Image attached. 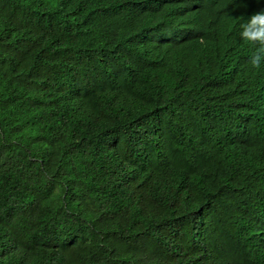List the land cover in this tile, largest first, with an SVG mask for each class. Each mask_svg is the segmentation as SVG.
<instances>
[{"label":"trees","instance_id":"16d2710c","mask_svg":"<svg viewBox=\"0 0 264 264\" xmlns=\"http://www.w3.org/2000/svg\"><path fill=\"white\" fill-rule=\"evenodd\" d=\"M264 0H0V264H264Z\"/></svg>","mask_w":264,"mask_h":264},{"label":"clouds","instance_id":"9594fccd","mask_svg":"<svg viewBox=\"0 0 264 264\" xmlns=\"http://www.w3.org/2000/svg\"><path fill=\"white\" fill-rule=\"evenodd\" d=\"M240 27L241 39L256 48L248 63L252 69H259L264 64V10L248 17Z\"/></svg>","mask_w":264,"mask_h":264}]
</instances>
